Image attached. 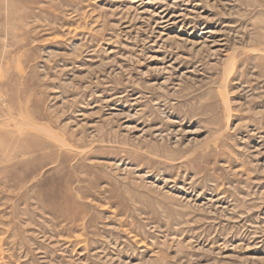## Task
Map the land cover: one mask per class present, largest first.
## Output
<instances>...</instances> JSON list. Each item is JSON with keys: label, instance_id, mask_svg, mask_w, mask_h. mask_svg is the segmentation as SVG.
I'll return each mask as SVG.
<instances>
[{"label": "rangeland", "instance_id": "1", "mask_svg": "<svg viewBox=\"0 0 264 264\" xmlns=\"http://www.w3.org/2000/svg\"><path fill=\"white\" fill-rule=\"evenodd\" d=\"M0 264H264V0H0Z\"/></svg>", "mask_w": 264, "mask_h": 264}, {"label": "bare ground", "instance_id": "2", "mask_svg": "<svg viewBox=\"0 0 264 264\" xmlns=\"http://www.w3.org/2000/svg\"><path fill=\"white\" fill-rule=\"evenodd\" d=\"M34 4V3H33ZM5 98V97H4ZM3 101V100H2ZM5 106V105H4ZM118 166H121V164H117ZM126 166V165H125ZM119 168V167H118ZM37 203V202H36ZM64 219V218H63ZM60 221V220H59ZM62 221V220H61ZM76 221V220H75ZM74 224V223H73Z\"/></svg>", "mask_w": 264, "mask_h": 264}]
</instances>
